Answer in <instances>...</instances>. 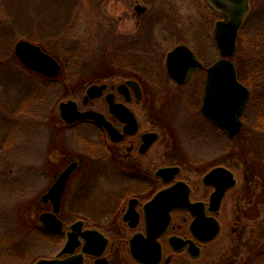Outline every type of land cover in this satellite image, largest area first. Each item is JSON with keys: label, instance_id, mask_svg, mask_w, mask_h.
Returning <instances> with one entry per match:
<instances>
[{"label": "rangeland", "instance_id": "rangeland-1", "mask_svg": "<svg viewBox=\"0 0 264 264\" xmlns=\"http://www.w3.org/2000/svg\"><path fill=\"white\" fill-rule=\"evenodd\" d=\"M36 1H32L34 6L24 1L20 7L18 1L10 0L7 13L6 0H0V251L6 248L8 253L0 252V264H35L51 254L47 242L35 238L39 215L50 210L41 197L70 161L79 166L68 180L62 215H67L68 204L76 201L88 213L83 216L72 208L71 218L82 216L86 226L104 229L106 221L102 216L96 218L94 212L95 206L114 197L115 181L102 170L101 158L110 160L97 145L81 143V136L88 138L86 142H97L96 128L65 125L59 116L60 103L72 100L80 111L97 109V100L83 105L86 90L92 85L119 84L139 72L152 81L164 80L158 70L159 74L149 73L153 67L163 71L166 54L179 44L195 49L203 65L220 58L213 37L220 16L207 0ZM14 11L17 14H12ZM14 16L21 21L13 26ZM21 33L42 37L41 46L33 44L58 62L74 60L69 71L60 64L59 76L47 79L53 83L40 85L41 78L30 74L13 55L17 42L32 43L19 37ZM118 35L130 36L132 42L124 46ZM118 45L120 49H116ZM70 50L80 54L73 57ZM126 55L132 56V63L121 65L129 58ZM233 62L239 81L250 91L239 134L228 141L220 130L201 128L195 116L193 125L183 116L174 126L178 142L172 149L182 160L178 177L196 190L203 175L219 165L232 173L235 187L219 209L221 230L217 238L204 244L196 258L180 253L171 256L169 264H264L263 256L249 258L264 247V203L252 206L248 190L253 187V195L261 191L254 186L251 173L257 158L264 154V0H249ZM164 150L159 141L151 152L153 162ZM65 215L62 218L67 227L71 221ZM122 264L134 263L125 259Z\"/></svg>", "mask_w": 264, "mask_h": 264}, {"label": "flooded vegetation", "instance_id": "flooded-vegetation-1", "mask_svg": "<svg viewBox=\"0 0 264 264\" xmlns=\"http://www.w3.org/2000/svg\"><path fill=\"white\" fill-rule=\"evenodd\" d=\"M210 6L219 14L216 8L212 5ZM135 10L138 11L137 7H135ZM122 37L125 43L132 40L130 36H117L119 40H121ZM120 42L121 41H119V43ZM177 47L186 48L188 53L191 54V58L198 63V66H189L186 69L185 76L181 77V79L183 78L182 81H179L181 80L180 78L177 80L171 76L167 66L168 55ZM185 52H183V54L187 53ZM195 52V49L179 44L166 54L163 71L160 68L156 69L152 66L153 68L149 75L152 76L154 71L159 74L156 71L158 70L164 75V80L161 78V80L152 81L150 77L139 72L140 75L138 74L137 77L126 78L119 84H110L109 82L97 84L96 86L99 90L92 93V96L88 93V89L91 86L88 87L86 95L83 98V105L88 106L90 101L97 100L99 101V106L97 109L91 107L81 112L94 111L98 113L102 119V124L92 119H81L70 124H66L62 120L67 126L87 125L96 128L98 132L97 142H86L88 139L86 136H81L80 140L81 143H85V146L88 144L97 145L110 160H104L105 157L101 158L103 159V166H105L102 170L115 181V185H113L114 197L111 201L105 202V204L95 206L97 209L94 213L98 215L96 218L102 216L104 221H106L103 227L104 229L86 226L85 220L83 219L84 217L82 216L73 220L70 215L74 212V208L81 212L80 215L85 216L84 213H88L87 209L77 205L76 201L68 204L70 207L67 211L69 219H67V215L63 214L67 220L71 221L67 227L64 226L67 221L62 218L63 212L61 202L63 196H66L68 180L72 177L74 171L78 169L79 164L77 161H70L65 164L64 168L61 167L60 173L54 178L46 193L41 197L42 203L48 204L50 210L44 211L39 215V226L36 233L37 235H35L38 241L47 242L45 244L50 246L52 252L48 256L39 258L35 264L40 260H49L55 262V264H122L125 259H129L134 264H138L131 256L130 240L133 236L138 234L146 236L144 206L150 202L157 193L170 187L177 181H182L188 185L190 189V202L202 203L205 217L215 218L219 222L221 230V222L220 218H218L220 213L219 209L221 208L223 200L229 197L235 186L229 188L224 193L220 201L219 209L216 212H211L209 210L210 196L215 191V187L205 185L203 183V177L210 170L218 166L212 167L203 175L200 180L201 185L198 187V190H196L190 182L178 177L183 166L182 160H180L172 149V145L178 142V135H176V132L173 130L174 126L177 124L178 118L180 119L183 116L190 125H193V116H195L198 122H201V128H213L215 131H219L216 125L206 119L201 111L207 69L216 61L203 65ZM184 58V55H182L180 61H183ZM144 66L147 67V64L145 63ZM179 67L180 65L177 64V66H174V69L178 70ZM148 69L150 70V68ZM129 82L134 83L130 84ZM245 107L243 108L242 114ZM185 110L188 112L187 116ZM181 114L183 115L181 116ZM242 114L240 119L242 118ZM169 125H171V129ZM194 125L196 126V124ZM107 126L110 128L111 132H113L112 135L109 133ZM219 132L221 134L223 133L222 131ZM226 139L229 141V139L232 140L233 138H228L226 136ZM159 141L160 143H164L165 150L157 154L158 160L153 162L151 152ZM169 150L171 151L169 152ZM73 163H75L76 166L66 179L65 187L59 201L58 211L55 212L52 200L44 199V196L56 182L59 175ZM61 164H63V162H61ZM52 165L53 164H50V166ZM219 167L223 166L219 165ZM169 168H176L178 172L172 182L165 183L157 173L161 169ZM46 214H53L55 216L61 223L60 229L44 225L42 216ZM193 219L194 217L191 213L186 210H173L170 212L169 225L165 232L158 238L162 253L160 264H169L171 261L170 257L176 254L187 253V255L190 256L188 254V246L179 251L173 248L169 241L172 237L192 240L198 246L200 255L204 244L198 243L190 233L189 225ZM77 222L81 224L75 225ZM186 223H188L187 226H185ZM233 224H237V221H233ZM186 228L188 234L185 233ZM86 231L98 232L106 239V244L102 245L101 240L93 236H87V239L84 235ZM70 238L73 246L69 247L67 251L64 252L63 250ZM3 249L0 251L1 255H8V253L5 252L6 248ZM169 250L171 252L170 254L168 253ZM98 252H101L99 256L97 255ZM17 259L20 261L23 260L20 256Z\"/></svg>", "mask_w": 264, "mask_h": 264}, {"label": "water", "instance_id": "water-1", "mask_svg": "<svg viewBox=\"0 0 264 264\" xmlns=\"http://www.w3.org/2000/svg\"><path fill=\"white\" fill-rule=\"evenodd\" d=\"M210 3L220 12L222 20L217 21L213 29V37L220 55V59L207 69L205 92L202 104V114L220 130L226 133L229 138L234 137L242 125L240 117L243 108L249 97L248 89L242 85L236 75V68L231 57L236 52V41L243 18L248 10V0H209ZM187 53H186V52ZM14 55L26 69L41 74L45 78H55L61 71L60 64L41 48L28 41H19L15 44ZM185 52L186 54H183ZM184 55L183 61L180 57ZM180 65L178 70L174 66ZM168 72L177 80L185 76L186 69L191 66H198L191 54L184 47H177L167 57ZM183 78L179 81H182ZM134 83V82H129ZM99 90L97 86H91L88 93L91 95ZM92 96V95H91ZM60 117L66 123H72L81 119H92L102 124L100 115L94 111L79 112L75 102L68 100L59 105ZM112 135L110 128L107 126ZM76 164L69 165L58 177L53 186L49 189L44 199L52 200L54 211H58L59 201L63 193L66 179L71 174ZM178 169H161L157 175L165 183L173 181ZM203 183L215 187L210 196L211 212L219 209L220 201L224 193L235 185L232 173L223 168L216 167L210 170L204 177ZM190 189L182 181H177L170 187L157 193L153 199L144 206V220L146 236L135 235L130 240V253L138 264H159L162 253L158 238L165 232L170 221V212L173 210H186L194 217L189 225L191 235L200 243H207L213 240L219 233L220 227L213 217L206 218L203 212L202 203H191L189 200ZM42 220L45 226L60 229L61 223L53 214L43 215ZM81 224L77 222L75 225ZM74 225V226H75ZM73 226V227H74ZM86 237H95L106 244V239L96 231H86ZM84 236V237H85ZM87 237V239H88ZM170 244L177 251L188 246L191 257L199 255V249L192 240L170 238ZM71 238L65 246L64 252L72 247ZM71 251V250H70ZM101 252H98V256ZM37 264H55L49 260H40ZM63 264V263H60Z\"/></svg>", "mask_w": 264, "mask_h": 264}, {"label": "trees", "instance_id": "trees-1", "mask_svg": "<svg viewBox=\"0 0 264 264\" xmlns=\"http://www.w3.org/2000/svg\"><path fill=\"white\" fill-rule=\"evenodd\" d=\"M15 1H18L19 2V4H20V7H21V5L23 4V2L24 1H27V2H30V4L32 5V6H34V4H32V1L33 0H15ZM35 2H36V4H37V1L35 0ZM4 5L6 6V11H7V13L10 11V9H11V7H10V0H6V2H4ZM19 12V11H18ZM12 14H17V12L16 11H14V12H12ZM17 21H21L20 20V18L19 19H17V17L16 16H14L13 18H12V20H11V24L14 26L15 25V23L17 22ZM16 35H19V34H16ZM19 37H23V38H26V39H28V40H30L32 43H35V44H38L39 46H41V44L39 43V42H42L41 41V38L42 37H40L39 35H36V34H33L32 36L31 35H26V34H23V33H21L20 34V36ZM120 41H122L123 42V37L121 38V40ZM132 42V41H131ZM125 43V42H124ZM128 44H129V42H126L125 44H122V45H124V46H128ZM131 46L133 45V44H130ZM129 45V46H130ZM121 48V45H118L117 47H116V49H120ZM70 52H71V55L73 56H75V55H78V54H80L79 52H77L76 50H70ZM73 56V57H74ZM127 56V55H126ZM13 57V56H12ZM127 57H129V58H127V60L126 61H121L120 63H121V65H123V64H125V63H128V65L129 64H131L132 63V60L133 59H131L130 57H132V56H127ZM71 61H74V60H72L71 58L70 59H67V60H65V63H63L62 61H59V62H61L60 64L63 66V68H65L66 67V69L68 70V68H70V66H69V64H70V62ZM123 62V63H122ZM20 65V64H19ZM127 65V66H128ZM65 66V67H64ZM126 66V67H127ZM22 67V66H21ZM22 69V68H21ZM27 71V70H26ZM69 71V70H68ZM65 72V71H64ZM30 74H32L31 72H30ZM32 75H35V76H37V78L39 77V79L41 80V83H40V85H42V86H45V84H51V83H53V81L52 80H47V79H45L44 77H42L41 75H38V74H32ZM264 154L263 155H261V156H259L258 158H257V161H256V163L255 164H253V166H252V173H251V177H253V179H255V180H253V183H254V186H256V188H257V190H261L260 192H258L259 194H256V195H253V187L252 188H250V187H248V190L250 189V193L252 194V196H253V200H252V206H257L259 203H264V200H261L260 201V198H262V195L264 194ZM256 253V254H255ZM255 253H253V254H255L253 257H251L252 256V254L249 256V258H250V261H251V258H252V260H259V258L260 257H264V247L263 248H260L259 250H257V251H255ZM248 258V257H247ZM243 264H247V262L245 261Z\"/></svg>", "mask_w": 264, "mask_h": 264}]
</instances>
